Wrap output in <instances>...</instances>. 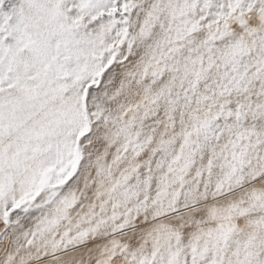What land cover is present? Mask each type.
Masks as SVG:
<instances>
[{"label":"snow or ice","instance_id":"obj_1","mask_svg":"<svg viewBox=\"0 0 264 264\" xmlns=\"http://www.w3.org/2000/svg\"><path fill=\"white\" fill-rule=\"evenodd\" d=\"M0 264H264V0H0Z\"/></svg>","mask_w":264,"mask_h":264}]
</instances>
